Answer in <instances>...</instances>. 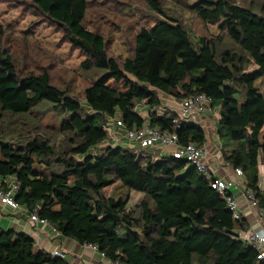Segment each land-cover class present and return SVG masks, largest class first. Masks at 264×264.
Segmentation results:
<instances>
[{
    "label": "trees",
    "instance_id": "16d2710c",
    "mask_svg": "<svg viewBox=\"0 0 264 264\" xmlns=\"http://www.w3.org/2000/svg\"><path fill=\"white\" fill-rule=\"evenodd\" d=\"M142 1L161 19L138 31L123 61L108 54L101 34L85 27L88 0L25 1L80 51L84 71L101 73L82 100L54 86L47 68L20 76L0 23L1 113L27 117L34 108L49 105L62 118L59 130L70 146L57 154L48 140L12 145L0 139V178L17 179L16 201L29 214L38 208V217L62 237L96 247L110 262L264 264L239 239L250 223L235 221L228 210L231 190H213V180L183 160L167 156L152 161L121 145L100 148L111 140L107 128L115 119L128 130L148 123L174 133L180 146H205L201 125L186 122L177 129L176 113L168 106L163 113L153 112L162 107L160 94L176 103L203 94L218 109L217 140L232 144L228 150L218 146L224 163L242 171L246 189L264 209L258 170L259 158H264V15L232 0H196L189 6L202 22L226 30L233 48L220 53L207 38L196 44L159 0ZM142 105L150 108L146 118L138 112ZM116 183L144 194L138 216L128 211L129 197L104 195ZM0 264L68 263L36 251L25 234L0 230Z\"/></svg>",
    "mask_w": 264,
    "mask_h": 264
},
{
    "label": "rangeland",
    "instance_id": "374dc122",
    "mask_svg": "<svg viewBox=\"0 0 264 264\" xmlns=\"http://www.w3.org/2000/svg\"><path fill=\"white\" fill-rule=\"evenodd\" d=\"M25 1L30 0H0V23L7 31L6 42L13 49L19 75L24 76L29 71L47 68L54 86L82 100L85 90L100 77L101 73L94 70L84 71L81 64L85 57L80 51L74 50L56 27L43 20L32 8L25 6ZM159 1L166 15L176 18L196 44L204 37L214 41L220 53L233 48L226 30H219L216 23L202 22L188 8L196 0ZM232 1L264 15V0ZM160 19V16L153 13L142 0H88V13L84 25L88 30L105 38L107 51L111 57L123 61L130 56L138 31L143 27H152ZM216 37H220V40L217 41ZM251 68L248 67L249 70ZM160 96L163 109L165 106H172L170 99L161 94ZM161 112L162 110L158 113ZM218 114L216 109L215 112L206 115L205 122H202L207 133L208 145H211L209 149L214 148L213 152L215 148L218 150V146L227 150L232 148L229 141H219L215 137ZM0 116V139L7 143L25 145L33 138H40L54 145L57 154L70 149L68 139L59 130L62 118L49 105L34 108L32 114L27 117H13L1 111ZM110 142L107 141L100 148L112 145ZM125 143L121 142L123 146H126ZM218 152L220 153L219 150ZM40 168L43 166L40 165ZM103 193L115 200L129 197L127 208L135 216H138V205L145 198L144 194L137 191L129 192L119 183Z\"/></svg>",
    "mask_w": 264,
    "mask_h": 264
},
{
    "label": "built area",
    "instance_id": "2783aa9c",
    "mask_svg": "<svg viewBox=\"0 0 264 264\" xmlns=\"http://www.w3.org/2000/svg\"><path fill=\"white\" fill-rule=\"evenodd\" d=\"M171 105L168 107L174 111L177 116L175 127L181 128L183 123L190 122L199 124L202 123V118L206 115L215 112L212 107L211 100L203 94H197L185 99L180 103L171 100ZM161 108H156L153 112H159ZM162 111L161 113H163ZM111 137L112 146H118L122 141H126L131 145L129 150L137 157L150 159L152 161L163 159L170 156L176 160L186 161L191 167L195 168L201 175L212 179L211 187L218 193L224 194L230 191L233 187L243 186L242 190L245 193V198L250 209L256 210L257 224L250 227L241 233L240 238L252 249L257 252V259L264 260V209L259 206L255 194L247 190L244 186L245 181L241 182L240 177L243 173L239 169H234V176H221V168L223 165L222 158L215 155L213 158L209 150L203 146L198 147L193 144L180 146L178 144L177 135L165 131H160L157 128L151 127L146 123L140 129H125L121 119L113 120V124L107 128ZM157 150L159 153L149 154L148 151ZM167 152V154H166ZM240 181V182H239ZM21 185L15 177L0 178V204L13 209H19L20 204L17 203L16 197L20 191ZM228 210L233 214L235 221L246 219V214L241 210L239 203L231 198L226 199ZM38 208L30 214L31 221L35 223H43L49 225L46 220H42L37 215ZM50 226V225H49ZM93 247L97 250L96 247ZM56 254V257H60ZM103 258L105 256L101 254ZM111 264H120L119 262H110Z\"/></svg>",
    "mask_w": 264,
    "mask_h": 264
},
{
    "label": "crops",
    "instance_id": "0c3cea01",
    "mask_svg": "<svg viewBox=\"0 0 264 264\" xmlns=\"http://www.w3.org/2000/svg\"><path fill=\"white\" fill-rule=\"evenodd\" d=\"M161 110H163L162 107ZM138 112H140V114L146 118L148 112H150V108L142 105L138 107ZM204 118H202L201 122H205ZM200 125L203 127L202 123H200ZM126 143H125L126 146H123L122 144L120 145L122 147H126V149H129L131 145L129 143L127 144ZM210 146L211 145H208V138H207V143L205 144V147L209 150L210 155L213 158L215 157L216 154H218V156L221 157V153H219L216 148L215 151L213 152L214 148L209 149ZM148 153L149 154L153 153L157 155L159 151L153 150V151H148ZM223 165L225 167L221 168L222 170L220 172V175L221 176L228 175V177L234 176L233 167H231L229 164L224 162ZM258 170H259V177L261 180L259 187L260 188L262 187L263 190L264 158H262V156H260L259 158ZM242 179H244V177L239 178L241 182ZM242 188L243 186L233 187L231 189L233 195L232 198L239 203V206L241 210L246 214L247 217L246 219L248 220L250 225L255 226L257 224L256 210L250 209L248 207V203L245 198V193L242 190ZM0 230L4 232L12 231L19 234H25L34 240L36 251H45L55 257L56 254H60L61 255L60 258L66 260L68 264H111L109 260L103 258L101 254L93 247L86 245L81 246L72 239L62 237L49 225H45L43 223H35L31 221L30 214L22 205H20L19 209H13L11 207L3 206L0 204Z\"/></svg>",
    "mask_w": 264,
    "mask_h": 264
}]
</instances>
